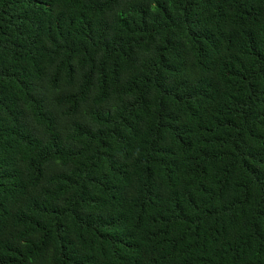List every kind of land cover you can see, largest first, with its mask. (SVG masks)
<instances>
[{
    "label": "trees",
    "instance_id": "trees-1",
    "mask_svg": "<svg viewBox=\"0 0 264 264\" xmlns=\"http://www.w3.org/2000/svg\"><path fill=\"white\" fill-rule=\"evenodd\" d=\"M0 264H264V0H0Z\"/></svg>",
    "mask_w": 264,
    "mask_h": 264
}]
</instances>
